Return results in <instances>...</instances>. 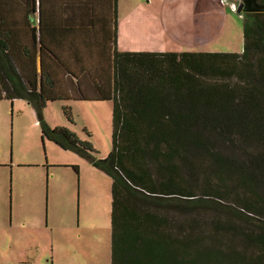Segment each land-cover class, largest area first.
<instances>
[{"label":"trees","instance_id":"trees-1","mask_svg":"<svg viewBox=\"0 0 264 264\" xmlns=\"http://www.w3.org/2000/svg\"><path fill=\"white\" fill-rule=\"evenodd\" d=\"M116 3L103 11L112 32L97 71L63 65L43 40V22L27 25L32 46L37 37L58 71L44 62L40 73L34 65L17 71L32 64L34 50L26 62L15 27L1 20L0 99L35 108L57 99L112 102L111 151L92 160L111 177L110 264H264V11L244 13L241 53L118 51ZM62 109L71 120L70 106ZM40 125L65 149L96 152L64 127ZM194 187L232 208L203 213L208 206L196 201L178 204L177 215L165 210L164 195L193 197Z\"/></svg>","mask_w":264,"mask_h":264},{"label":"rangeland","instance_id":"rangeland-1","mask_svg":"<svg viewBox=\"0 0 264 264\" xmlns=\"http://www.w3.org/2000/svg\"><path fill=\"white\" fill-rule=\"evenodd\" d=\"M235 2L118 0L119 50L241 53L245 12L233 11ZM40 121L70 130L96 152L63 148L43 136ZM111 134L110 100H54L35 108L24 98L0 99V264H110L111 177L92 160L109 154ZM193 191V197L164 195L165 210L177 215L178 204L196 201L208 206L198 208L203 213L232 206Z\"/></svg>","mask_w":264,"mask_h":264},{"label":"crops","instance_id":"crops-1","mask_svg":"<svg viewBox=\"0 0 264 264\" xmlns=\"http://www.w3.org/2000/svg\"><path fill=\"white\" fill-rule=\"evenodd\" d=\"M241 0L232 3L231 9L236 11ZM108 0H0V21L15 27V48L25 51V61L29 59L34 50L32 64H15L17 71L32 72L30 65H34L37 72L43 69L48 72H57L49 63L46 56L43 57L39 42L33 48L31 36L27 25L36 26L40 29L43 22V40L52 46L54 52L65 61L63 65L70 67L75 72L87 71L100 66L99 60L108 55L110 49L111 21L110 11L103 15ZM106 10V9H105ZM237 12V11H236ZM214 21H212L213 23ZM39 32V31H38ZM119 24H118V0L116 3V49L119 47ZM123 50H132L125 48ZM140 50V49H139ZM159 50V49H144ZM32 56V54H31ZM90 58L89 63L81 66L80 61L74 57ZM82 67V68H81ZM105 65L102 66L104 69ZM87 81V80H85ZM40 83L38 84V86ZM74 99V98H72ZM65 100V99H57ZM71 100V99H68ZM97 100V99H84ZM54 101V100H53ZM50 102V101H48Z\"/></svg>","mask_w":264,"mask_h":264},{"label":"water","instance_id":"water-1","mask_svg":"<svg viewBox=\"0 0 264 264\" xmlns=\"http://www.w3.org/2000/svg\"><path fill=\"white\" fill-rule=\"evenodd\" d=\"M237 12H260L264 11V4H260L257 0H241L236 9Z\"/></svg>","mask_w":264,"mask_h":264}]
</instances>
